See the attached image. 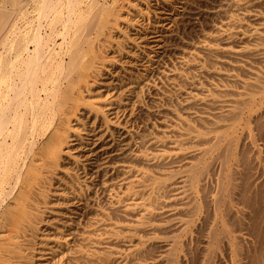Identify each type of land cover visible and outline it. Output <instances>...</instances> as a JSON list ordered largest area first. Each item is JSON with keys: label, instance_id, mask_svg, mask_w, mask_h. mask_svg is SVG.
Wrapping results in <instances>:
<instances>
[{"label": "rangeland", "instance_id": "374dc122", "mask_svg": "<svg viewBox=\"0 0 264 264\" xmlns=\"http://www.w3.org/2000/svg\"><path fill=\"white\" fill-rule=\"evenodd\" d=\"M95 1L124 18L86 33L92 64L71 77L69 131L55 160L38 140L41 172L21 189L20 214L11 207L15 227L3 224L17 247L4 234L0 264H241L214 199L226 138L237 128L241 148L253 139L243 128L264 93V0Z\"/></svg>", "mask_w": 264, "mask_h": 264}, {"label": "bare ground", "instance_id": "6f19581e", "mask_svg": "<svg viewBox=\"0 0 264 264\" xmlns=\"http://www.w3.org/2000/svg\"><path fill=\"white\" fill-rule=\"evenodd\" d=\"M97 5L99 6L98 1L95 0H0V230L6 222L14 223L12 226L15 227V222L20 214L19 209L21 210L19 207L15 208L17 207L16 204L20 205L23 198L22 201L24 202L22 203L25 205L24 199H26L21 195V197L19 196V194L24 195V191L21 189L31 183V179L36 178L38 174L36 169H40L38 165L37 167L34 166L37 164L35 162L41 161H36L35 155L39 157L42 154L39 157H42V159L45 154L48 158H53L57 152H61L64 141L62 134L67 129L69 131L70 128L64 130L63 127L68 120V115L66 116L65 112L70 104L73 105L74 96L78 97V93H73V87L70 85L72 82L71 77L80 71L78 67L83 63L84 56L82 53L84 55L85 53L86 55L90 54L89 46L93 43L88 41L91 39H88L87 41L90 43H88L89 48H87L84 38L87 39V35L90 34L88 32L92 30L91 28L97 26L96 29H98V27L106 24L109 25V18L113 19H111L112 22L114 19L123 17V11L120 13L121 16L119 14L123 2L121 5H117L118 7L115 6L116 9H121L119 12L115 9L116 12L110 10L109 8L112 5L109 7L105 4L104 8H100V6L98 8ZM109 38L110 36L108 40ZM83 45L87 48V52ZM93 46L95 47V45ZM94 47L93 51H96V47ZM82 50L85 52H82ZM98 50L100 49H97L96 55L93 54L92 61L97 59ZM93 51L91 52L94 53ZM89 54L88 58L92 55L89 56ZM94 55L96 59H94ZM98 59H101V57H98ZM83 64L82 68L85 71V68H90L92 63L90 65L85 63V67ZM84 77L86 78V76ZM64 80L66 85L62 84ZM88 81L82 83H88ZM80 83L78 87L84 85H80ZM79 89H77L78 92ZM83 89H80V91ZM77 90L75 91L77 92ZM79 99L78 102L82 101L83 97ZM75 100H77L76 97ZM67 104L69 105L67 106ZM250 111L252 114L254 113V118L252 116V122L246 123L248 125L245 129L243 128L244 132H242L253 137L250 141L252 146L249 144V147H240L239 138H236L237 128L231 131L224 143V166L221 168L223 174L219 181L218 196L214 199V215L220 217L223 222V241L226 238L227 246L232 250L233 255L240 256L241 264H264V180L260 183L258 180L261 176L264 178V122L262 121L264 117V93L253 102ZM68 112L70 111L68 110ZM58 119L59 121L63 119L64 124L62 125ZM56 121L61 124V127L58 126L63 132L57 129L56 124L58 122ZM54 123L56 124L54 125ZM39 129L42 130V133H38ZM44 139L45 142L42 143V147L45 154L40 152V145V149L37 148L38 140L42 141ZM24 142L25 146L23 147ZM36 150L40 154L36 153ZM49 160L47 162L50 165L54 164L53 161L52 163ZM253 160H257V162L254 163ZM231 161L232 163H230ZM257 163L262 167L260 176H257V172H253L258 168V166L255 167ZM207 164L209 163L207 162ZM203 169L204 166L200 171ZM198 177L195 181L196 184L199 182L200 177ZM10 183H13L12 187L9 185ZM32 183L34 184V182ZM8 185L11 188H8L7 191ZM26 189L29 192V189ZM16 192L18 194L17 201L19 202L13 200L12 203L16 202L13 206L14 204L11 205L8 200L11 205L7 207L9 211L6 208L9 205L5 203V199H10L8 197ZM14 197L16 198V196ZM18 198L21 199L18 200ZM11 207L18 211V215L14 214L15 212L13 213ZM13 215L17 217L15 218L16 221L12 219ZM6 227L5 225L0 231L2 249L6 245L5 242L11 240L10 237L12 238L11 226L7 228L12 232L5 230ZM3 230L11 234L7 235L6 232H3L1 235ZM4 234L10 236L9 238L6 237V241L3 239L5 238ZM212 234L209 237V247H214L217 240V237ZM245 240L249 242L248 245ZM11 241H13L12 244H8L10 241H7L6 247H12L13 244L14 247H17V244L14 243L15 239L12 238ZM7 248H4V251L7 250L4 253L12 252ZM2 249L0 251L3 253ZM203 264H211V258L205 260Z\"/></svg>", "mask_w": 264, "mask_h": 264}]
</instances>
